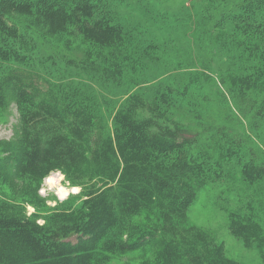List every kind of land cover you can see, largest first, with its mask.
Listing matches in <instances>:
<instances>
[{"label": "trees", "instance_id": "trees-1", "mask_svg": "<svg viewBox=\"0 0 264 264\" xmlns=\"http://www.w3.org/2000/svg\"><path fill=\"white\" fill-rule=\"evenodd\" d=\"M243 1L228 21L244 68L228 80L261 97L262 114L264 0ZM104 15L89 0H0V105L14 104L19 114L16 138L0 142V264H106L109 256L135 252L138 261L125 264H242L189 221L190 206L217 173L199 155H190L179 130L159 123L165 99L132 96L115 111L109 130L78 92L52 84L42 92L30 71L4 67L27 62L7 45L20 39L12 20L24 18L38 33L87 43L103 73L110 68L120 78L133 57L123 29ZM142 110L150 116L139 117ZM56 171L81 188L83 200L79 207L54 209L39 224L45 202L38 190ZM241 177L255 185L264 180V167L248 160ZM27 204L37 213L27 215ZM224 212L230 235L255 249L264 264V228L254 208Z\"/></svg>", "mask_w": 264, "mask_h": 264}, {"label": "rangeland", "instance_id": "rangeland-1", "mask_svg": "<svg viewBox=\"0 0 264 264\" xmlns=\"http://www.w3.org/2000/svg\"><path fill=\"white\" fill-rule=\"evenodd\" d=\"M89 1L125 33V49L133 58L124 64L120 78L110 68L107 75L103 73V65L90 55L92 49L87 43L64 34L38 33L24 18L12 20L20 39L7 45L24 55L27 62L11 61L4 67L30 71L42 92L48 91L51 84L78 92L109 130L115 111L132 96L159 103L165 99L159 123L179 130V135L190 143V155H199L209 163L210 171L217 173L190 206V223L223 243L229 258L242 264H262L255 249H245L230 235L224 212L253 207L264 228V180L249 185L241 177V167L248 160L264 167L261 97L233 88L228 80L236 69L244 68V63H238L236 32L228 21L244 1ZM149 116L145 110L139 111V117ZM18 123L17 107L11 104L4 109L0 105V142L16 138ZM48 178L55 179L53 185L44 179L47 182L42 180L38 190L45 202L44 208L40 207L44 216L40 215L38 221L42 224L54 209L79 207L83 200L81 188L72 187L60 171L50 173ZM4 193L10 196L6 189ZM24 208L27 215L38 210L30 204ZM70 240L74 242L75 237ZM139 253L109 256L106 264L136 263Z\"/></svg>", "mask_w": 264, "mask_h": 264}, {"label": "bare ground", "instance_id": "bare-ground-1", "mask_svg": "<svg viewBox=\"0 0 264 264\" xmlns=\"http://www.w3.org/2000/svg\"><path fill=\"white\" fill-rule=\"evenodd\" d=\"M59 175H60V174H59ZM59 175H58V176H59ZM51 178H52V177H51ZM48 179H49V178H48ZM48 179H47V180H48ZM54 180H55V179H54ZM54 180H52V181L54 182ZM52 181H51V180H48V182H49L48 184H49V185H53V182H52ZM54 184H55V183H54ZM51 187H52V186H51ZM59 194H60V195H65V192H60Z\"/></svg>", "mask_w": 264, "mask_h": 264}]
</instances>
